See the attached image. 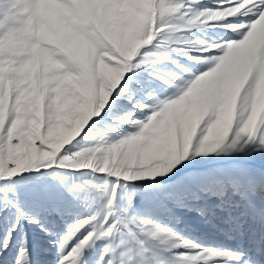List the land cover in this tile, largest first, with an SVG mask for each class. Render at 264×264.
Masks as SVG:
<instances>
[{
  "label": "snow or ice",
  "instance_id": "1",
  "mask_svg": "<svg viewBox=\"0 0 264 264\" xmlns=\"http://www.w3.org/2000/svg\"><path fill=\"white\" fill-rule=\"evenodd\" d=\"M0 264H264V0H0Z\"/></svg>",
  "mask_w": 264,
  "mask_h": 264
},
{
  "label": "rangeland",
  "instance_id": "2",
  "mask_svg": "<svg viewBox=\"0 0 264 264\" xmlns=\"http://www.w3.org/2000/svg\"><path fill=\"white\" fill-rule=\"evenodd\" d=\"M204 31L205 32H210V30H207V29H205ZM191 35H193L194 37H198L199 33H192ZM219 163H221L220 160L209 159V160L204 161V167H212V166H214L216 164H219ZM193 164L195 165V161L193 162Z\"/></svg>",
  "mask_w": 264,
  "mask_h": 264
}]
</instances>
